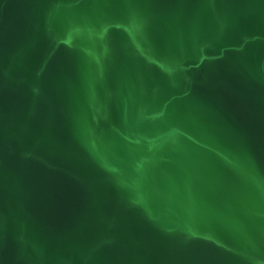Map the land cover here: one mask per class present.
<instances>
[{
  "label": "water",
  "instance_id": "obj_1",
  "mask_svg": "<svg viewBox=\"0 0 264 264\" xmlns=\"http://www.w3.org/2000/svg\"><path fill=\"white\" fill-rule=\"evenodd\" d=\"M0 264H264V0H0Z\"/></svg>",
  "mask_w": 264,
  "mask_h": 264
}]
</instances>
